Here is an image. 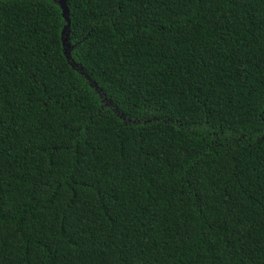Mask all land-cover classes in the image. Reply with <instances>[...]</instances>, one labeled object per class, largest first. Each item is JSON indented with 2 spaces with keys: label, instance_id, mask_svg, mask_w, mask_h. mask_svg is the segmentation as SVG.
<instances>
[{
  "label": "trees",
  "instance_id": "trees-1",
  "mask_svg": "<svg viewBox=\"0 0 264 264\" xmlns=\"http://www.w3.org/2000/svg\"><path fill=\"white\" fill-rule=\"evenodd\" d=\"M0 0V264H264V0Z\"/></svg>",
  "mask_w": 264,
  "mask_h": 264
},
{
  "label": "water",
  "instance_id": "water-1",
  "mask_svg": "<svg viewBox=\"0 0 264 264\" xmlns=\"http://www.w3.org/2000/svg\"><path fill=\"white\" fill-rule=\"evenodd\" d=\"M61 9H62V13H63V17L65 18L66 22H67V26L65 27L64 31H63V36H62V40H63V45L65 47V51H68V49L70 48V45L67 44V42L69 41V29H70V25H71V20H70V10L68 8L67 2L66 0H56Z\"/></svg>",
  "mask_w": 264,
  "mask_h": 264
}]
</instances>
